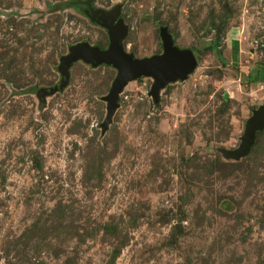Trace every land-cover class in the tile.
<instances>
[{"label": "rangeland", "instance_id": "rangeland-1", "mask_svg": "<svg viewBox=\"0 0 264 264\" xmlns=\"http://www.w3.org/2000/svg\"><path fill=\"white\" fill-rule=\"evenodd\" d=\"M89 1L0 0V264H264V129L231 156L264 105V0H94L121 8L136 59L167 28L197 60L159 103L130 82L107 131L113 66L38 94L71 47L109 48Z\"/></svg>", "mask_w": 264, "mask_h": 264}, {"label": "water", "instance_id": "water-1", "mask_svg": "<svg viewBox=\"0 0 264 264\" xmlns=\"http://www.w3.org/2000/svg\"><path fill=\"white\" fill-rule=\"evenodd\" d=\"M93 2L94 0L89 1L90 11H88V15L95 22L108 29L109 48L103 50L100 47L91 46L89 43H80L71 47L70 53L61 60L60 71L64 77L62 85L54 89L39 91L38 94L43 97L63 89L69 82L71 67L80 60L92 64L94 67L113 66L118 69V77L110 94L105 98L108 103V115L103 128L104 131H107L118 108L119 96L130 82L144 77H152L155 83L151 96L155 103H159L160 92L171 82L187 80L196 69L197 60L192 51L181 50L176 46L174 37L167 28L161 30L164 53L151 58L136 59L133 54H128L123 47V41L128 34V27L121 18V8L117 6L111 13H105L95 10L92 7ZM263 129L264 105L254 111L249 120L241 148L231 156L240 158L248 155L252 151L257 133ZM179 229L180 227H178L177 233Z\"/></svg>", "mask_w": 264, "mask_h": 264}, {"label": "trees", "instance_id": "trees-1", "mask_svg": "<svg viewBox=\"0 0 264 264\" xmlns=\"http://www.w3.org/2000/svg\"><path fill=\"white\" fill-rule=\"evenodd\" d=\"M233 55H234V61L236 63H238V61H239V42H238V40L234 41V53H233Z\"/></svg>", "mask_w": 264, "mask_h": 264}]
</instances>
